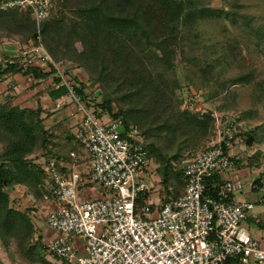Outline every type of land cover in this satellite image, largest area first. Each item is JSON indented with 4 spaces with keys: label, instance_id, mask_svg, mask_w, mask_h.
Returning <instances> with one entry per match:
<instances>
[{
    "label": "built area",
    "instance_id": "1",
    "mask_svg": "<svg viewBox=\"0 0 264 264\" xmlns=\"http://www.w3.org/2000/svg\"><path fill=\"white\" fill-rule=\"evenodd\" d=\"M55 2L0 0L1 9L28 11L37 27L36 44L17 47L0 61L11 63L10 57L18 55L31 65L53 67L59 78L56 87L67 89L55 107L70 104L73 136L89 163L85 181L89 186L84 187L76 165L81 157L75 152L69 153L72 162L66 168L51 158L36 160L46 174L48 193L43 195L41 209L31 216L56 233L51 238L37 233L43 252L63 264H221L230 256L242 264H264V236L252 235L246 225L249 217L256 216L252 207L258 200L234 197L244 186L235 174L233 150L242 141L238 124L230 119L216 125L213 142L185 162L182 195L146 199L135 209L140 193L159 190L143 137L135 127L125 128L120 118L98 116L45 50L39 24ZM215 176L220 180L213 185L216 195H206V181ZM253 181H249L250 191ZM94 188L101 193L91 195ZM9 194L19 204L24 189L16 186Z\"/></svg>",
    "mask_w": 264,
    "mask_h": 264
},
{
    "label": "trees",
    "instance_id": "2",
    "mask_svg": "<svg viewBox=\"0 0 264 264\" xmlns=\"http://www.w3.org/2000/svg\"><path fill=\"white\" fill-rule=\"evenodd\" d=\"M105 1L56 0L49 16L39 24L41 42L54 62L73 64L86 74V82L74 77L71 79L76 83L75 92L88 107L91 102L86 93L87 83L95 85L94 94L100 95L101 99L91 105L94 112L98 111V116L120 118L125 128L135 127L140 132L149 161L153 157L158 163V184L164 200L174 199L183 194L184 186L182 171L185 164L174 163L180 157L179 151L197 147V142L208 139L214 130V117L208 112L199 114L186 108L180 109L181 99L174 98L159 85H151L153 93L149 98V109L133 104L129 99V92H122L117 88H111V91L107 89V85L129 65V60L119 56L115 47L125 40L131 28V15L125 4L117 3L116 10H112L104 5ZM150 3L160 34L164 35L167 29L160 22L161 9H157L160 0H150ZM182 10V2L175 0L171 13L175 23L178 22ZM132 13H135V9ZM36 36V23L28 11L0 8V38L16 40L17 47L21 48L36 44ZM77 42L80 48L76 46ZM87 46L92 51L101 52L103 58L91 60L85 50ZM10 58L13 60L11 63L0 62V80L19 74L30 79L33 87L52 77L53 84L37 92L36 98L45 93L52 101H56L67 93L64 85L56 87L59 78L54 75L52 66L40 68L27 63L18 55ZM250 77V74H245L236 80L247 82ZM257 89L264 97V83L258 84ZM52 114L53 112L45 110L38 101L32 108L14 103L13 97L9 95L0 98V247L7 252L13 244L18 258L31 264L39 261L46 264L43 261L45 252L40 246V237L34 236L36 229L31 220L30 209H17L14 205L16 201L10 199L9 190L16 186L21 187L24 189L23 196H30L33 204L42 202L43 195L48 193V182L45 172L36 160L40 157L51 158L56 164L66 168L72 162L69 153L78 154L80 149L73 132H67L70 128L64 119L46 126L45 122ZM237 133L242 138L247 132L239 130ZM172 141H178L180 145L170 154ZM246 143L249 144V140ZM81 162L80 159L77 160L76 165L80 173V183L85 187L89 186L85 183L88 179V166L86 170H82ZM235 163L238 165L239 160H235ZM171 182L174 184L173 190H169ZM219 182L218 176L207 180L205 194L215 196L213 185ZM253 185L254 192L260 187L259 179H255ZM148 194L143 192L138 195L135 209L144 203ZM252 221L264 230V221ZM221 264L242 263L236 257L230 256Z\"/></svg>",
    "mask_w": 264,
    "mask_h": 264
},
{
    "label": "rangeland",
    "instance_id": "3",
    "mask_svg": "<svg viewBox=\"0 0 264 264\" xmlns=\"http://www.w3.org/2000/svg\"><path fill=\"white\" fill-rule=\"evenodd\" d=\"M174 1L160 0L157 7L161 9L160 22L167 29L164 35L160 34L157 27L150 0L104 2L112 10H116L117 3L125 4L131 15V28L122 44L115 47L119 56L129 60V65L107 85V89L117 88L129 92L133 104L149 109V98L153 93L151 85H159L174 98L181 99L180 109L186 108L199 114L211 113L215 121L212 134L205 141L197 142V147L180 150V157L174 162L179 165L185 164L213 142L216 125L235 119L241 132H247L233 150L235 159L239 160L235 174L244 181L243 190L235 196L239 200L244 195L249 199H257L252 207L256 214L254 219L264 221V97L257 89L258 84L264 83V0H176L183 5L177 23L171 16ZM133 9L135 13L131 14ZM219 10L222 12L218 13ZM0 39V59L3 60V57L11 54L5 52L3 47H17L18 43L7 37ZM76 46L80 48L78 42ZM85 50L93 61L99 60L102 55L88 46ZM60 65L65 74L71 71L69 74H73L75 79L86 82L87 76L81 69L70 63ZM245 74L251 76L247 82L236 80ZM85 86L91 107L101 98L94 94L95 85L87 83ZM6 91L4 89L2 92ZM69 105L62 104L58 110L68 108ZM57 114L55 111L46 120V126L58 119ZM66 124L70 128L67 132H73L74 118L71 117ZM246 140H249V144ZM179 145L178 141L170 142V154ZM78 155L82 161L81 169L86 170V154L79 149ZM149 162L152 176L158 179V163L153 157ZM251 178L260 181V187L253 193L249 185ZM173 189L174 184L171 182L169 190ZM147 199L164 200L160 185L158 193H149ZM16 203L14 205L29 208L30 212L40 210L44 204H33L30 196H22L19 204ZM31 220L36 229V237L45 224L33 216ZM255 224L248 222L251 234L264 236V230ZM0 254L6 264H31L18 258L13 244L7 252L0 247ZM43 261L46 264H63L46 253Z\"/></svg>",
    "mask_w": 264,
    "mask_h": 264
},
{
    "label": "crops",
    "instance_id": "4",
    "mask_svg": "<svg viewBox=\"0 0 264 264\" xmlns=\"http://www.w3.org/2000/svg\"><path fill=\"white\" fill-rule=\"evenodd\" d=\"M5 52H10L11 54L15 53L17 50V47L15 46H11V45H7L5 47H3ZM61 64V63H60ZM76 70V69H75ZM71 71H69L67 74H69ZM68 76V75H66ZM69 78L73 77V74L68 76ZM53 84V78L52 77H48L46 80L44 81H40L38 82L37 85L32 87V82L30 79H25L23 78L21 75L17 74L14 75L12 77L7 78L6 80H0V89L3 91L4 89H7L6 93L1 92L3 94H0L1 97H4L6 95H9L11 97H13V102L16 104H20L21 106L24 107H32L34 108L37 104V101L40 103V105L45 109V110H49L51 112H58V120L64 119L65 122L67 123V121L71 120V116L69 115L70 113V107L69 108H65L62 110H58V108H53L55 107L56 102H59L61 98L57 99L56 101H52L47 94L43 93L41 96H39V98L37 99L35 94L37 92H40L42 89H44L46 86L52 85ZM45 115V113L43 114ZM101 193V190L99 188H94L92 189V193H90L93 196H97ZM253 193V191H252ZM239 194V193H238ZM236 200L237 197L234 195ZM248 197L246 195H244V198L239 200L242 201L244 199H247ZM254 214V213H253ZM256 215V214H254ZM256 217V216H255ZM255 217H249L246 220V225H248V222L251 221L255 218ZM252 219V220H251ZM39 221H41L39 219ZM250 228V226H249ZM38 234L44 235L45 237H54L56 235L55 232H53L52 230H50L49 228H47L45 225L42 227L41 230H39ZM0 264H6L5 259L2 257V254H0Z\"/></svg>",
    "mask_w": 264,
    "mask_h": 264
}]
</instances>
